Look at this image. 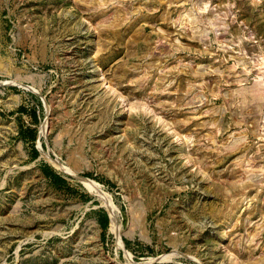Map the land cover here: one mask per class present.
Segmentation results:
<instances>
[{"label": "rangeland", "instance_id": "1", "mask_svg": "<svg viewBox=\"0 0 264 264\" xmlns=\"http://www.w3.org/2000/svg\"><path fill=\"white\" fill-rule=\"evenodd\" d=\"M0 264H264V0H0Z\"/></svg>", "mask_w": 264, "mask_h": 264}, {"label": "trees", "instance_id": "2", "mask_svg": "<svg viewBox=\"0 0 264 264\" xmlns=\"http://www.w3.org/2000/svg\"><path fill=\"white\" fill-rule=\"evenodd\" d=\"M46 175H48L54 182L56 183H59V184H63L64 183V180L62 178H60L58 175H56L55 173H53L52 171H48L46 170L45 171ZM104 217V221H103V224H104V227L106 225V223L108 222V219H107V216L104 214L103 215Z\"/></svg>", "mask_w": 264, "mask_h": 264}, {"label": "bare ground", "instance_id": "3", "mask_svg": "<svg viewBox=\"0 0 264 264\" xmlns=\"http://www.w3.org/2000/svg\"><path fill=\"white\" fill-rule=\"evenodd\" d=\"M82 182H85L89 187H93V185L89 182V181H86V180H83ZM94 191H96L95 189H93ZM98 192V191H97ZM102 196V195H101ZM104 199V201L106 202L105 204L107 205V207H108V210H109V212H110V214H111V212H112V208H111V206H110V201L108 200V198H106L105 196H102V200ZM116 229V228H115ZM132 263V262H131Z\"/></svg>", "mask_w": 264, "mask_h": 264}]
</instances>
